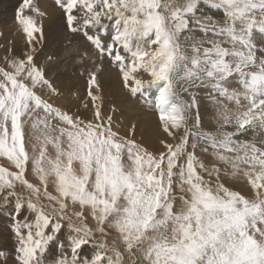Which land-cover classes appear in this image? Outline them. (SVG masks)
Returning <instances> with one entry per match:
<instances>
[{
	"label": "snow or ice",
	"instance_id": "obj_1",
	"mask_svg": "<svg viewBox=\"0 0 264 264\" xmlns=\"http://www.w3.org/2000/svg\"><path fill=\"white\" fill-rule=\"evenodd\" d=\"M55 4L64 47L78 34L101 60L109 58L122 87L155 109L172 143L160 139L163 150H150L136 140L134 123L121 134L103 112L102 64L87 72L83 107L91 102V119L51 102L60 92L44 65L57 57L37 62L48 13L36 0H21L15 20L24 47L18 55L9 49L0 63V157L15 169L0 165V199L15 200L16 264H46L52 242L54 264H264V136L239 139L249 130L264 133V0ZM201 5L222 18L204 15ZM152 87L154 96L146 94ZM193 89L208 90L217 131L202 128ZM197 149H211L213 162ZM29 165L37 183L26 176ZM240 176L251 196L222 179ZM25 206L31 221L18 219ZM65 220L66 243L58 235Z\"/></svg>",
	"mask_w": 264,
	"mask_h": 264
},
{
	"label": "rangeland",
	"instance_id": "obj_2",
	"mask_svg": "<svg viewBox=\"0 0 264 264\" xmlns=\"http://www.w3.org/2000/svg\"><path fill=\"white\" fill-rule=\"evenodd\" d=\"M20 3L21 0H14V2L9 0L6 5H0V43L6 47L7 55H10L8 51L9 49H12L13 53L18 55L24 47V36L19 30V25L15 20V13ZM36 3L41 10L48 13V16L44 20L47 42L41 52L38 53L39 56L37 57V62L44 63L45 56L47 54H55L57 57L55 63L44 65L47 70L48 78L60 92V95L53 97L51 102L63 109L69 110L71 113H77V110H79V115L91 119V102L88 101L87 109L83 107L87 95V72L94 69L95 65L93 62H95V64H102L103 71L99 74V79L103 89V112L105 115H112L114 126H118V130L121 134L127 135L130 126L134 123L136 125V140L146 145L150 150H163L159 145L160 139H166L169 143H172L171 138L167 137L166 134L163 133L155 109L144 103L143 97L139 95L137 97H132L128 94L127 90L122 87L118 69L112 65L109 58L104 57L101 60L89 42H87L83 36L78 34L75 35L74 39H72L73 44L69 48L66 49L64 47L65 29L61 26L60 17L62 14L60 9L56 6L55 0H36ZM201 8L204 15H212L217 19L222 18V14L219 11H214L204 5H201ZM110 23L111 22L109 21H105V25L109 26V30ZM95 31L96 30L93 29V32ZM193 35L196 39H205L203 34L199 31H196ZM102 38L105 41L110 39V37L106 36ZM257 40H259L258 36ZM183 43L189 44L191 41ZM84 53H87V57L81 59ZM82 72L84 73L83 75L81 74ZM111 78L119 83L117 89H115L116 86L110 83L112 81H110ZM143 78L146 80L149 79L147 74H143ZM235 86L236 85H233V87ZM109 89H113V91H110ZM193 91L198 95L202 128L207 131H217V106L214 105L205 94L208 90L193 89ZM146 94L154 96L157 94V90L155 87H152L148 89V93ZM180 95L182 99H188L187 95L183 93H180ZM113 106L116 109L115 112L111 111ZM229 107L234 108L235 106L229 105ZM227 130L232 131L234 129L229 128ZM251 132L254 131L249 130L243 133L239 139L252 140L250 137ZM254 133L264 136V133H260L259 130ZM29 151H31V149H29ZM210 153L211 149L209 150V153H204L197 149V155L205 160V162H213V158ZM0 165L9 167L10 170H15L6 158L0 157ZM30 168L31 166L29 165V171L26 173V176L33 183H37ZM205 179H207L206 175ZM222 179L225 185L229 188L239 191L245 196H251L250 186L243 176L238 178L224 177ZM17 190L22 192L25 196L28 194L26 190L20 187H18ZM2 201L4 200L2 199ZM12 201L13 200L10 199L7 202L8 205L11 206ZM44 203H47V201H44ZM1 206H6V203H3ZM77 210L79 209L77 208ZM0 213L6 212L0 210ZM85 215L88 216L87 211L85 212ZM30 217L33 219L34 214H31ZM4 220H7L6 216H3L2 218L0 217V229L5 231ZM87 223L89 226L95 227V221H93L90 216H88ZM64 224V228H67L66 220L64 221ZM64 234H68L66 230ZM112 238L113 237L110 236L109 241H111ZM96 239H100L99 234H97ZM56 250L57 246H55V251ZM84 250H86L88 254L92 253L91 247H86Z\"/></svg>",
	"mask_w": 264,
	"mask_h": 264
},
{
	"label": "crops",
	"instance_id": "obj_3",
	"mask_svg": "<svg viewBox=\"0 0 264 264\" xmlns=\"http://www.w3.org/2000/svg\"><path fill=\"white\" fill-rule=\"evenodd\" d=\"M12 201V205H8L7 202L2 201V199L0 200V206L3 203H6V206H1L0 210L4 211L6 213H0V217L2 218L3 216L7 217V220H4V225H5V231L3 229H0V251H3L5 253V257L0 258V264H16L15 261V256H16V252H15V248H16V239L14 236V233L12 231V226L14 223V217H16V213L14 211V205H15V200L11 199ZM33 214L31 212H29L27 210V207L25 206V208L21 211L18 219H20L21 221H23L25 218H27L29 221H31V217L30 215ZM3 222V221H2ZM4 227V226H3ZM66 232L68 233V229L64 228L62 229V231L58 234L63 237V239L59 240H64L66 243V236L67 234H64ZM55 246H56V242H52L49 245V252L46 253L45 255V262L46 264H54V260L56 259L57 255H58V251H55ZM92 252V250H91ZM85 254H88L86 252V250H84ZM89 256L91 254H88Z\"/></svg>",
	"mask_w": 264,
	"mask_h": 264
},
{
	"label": "bare ground",
	"instance_id": "obj_4",
	"mask_svg": "<svg viewBox=\"0 0 264 264\" xmlns=\"http://www.w3.org/2000/svg\"><path fill=\"white\" fill-rule=\"evenodd\" d=\"M9 0H0V5H6L7 4V2H8ZM11 2H14V0H10ZM72 39H74L75 38V36H73V37H71ZM5 55H7V49H6V47L5 46H3L2 45V43H0V63L3 61V58L5 57ZM39 56V54L37 55V57ZM113 78V77H112ZM110 79V83H112L114 86H116L115 87V89H117V86L119 85V83L116 81V80H114V79ZM110 91H113V89H109ZM119 124V123H118ZM250 137H251V139H260L262 136L261 135H258V134H256V133H254V132H251L250 133ZM51 191V190H50ZM32 220V219H31ZM59 238L60 239H63V237L61 236V234L59 235Z\"/></svg>",
	"mask_w": 264,
	"mask_h": 264
}]
</instances>
